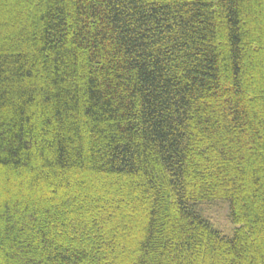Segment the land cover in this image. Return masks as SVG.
I'll list each match as a JSON object with an SVG mask.
<instances>
[{"label":"trees","instance_id":"trees-1","mask_svg":"<svg viewBox=\"0 0 264 264\" xmlns=\"http://www.w3.org/2000/svg\"><path fill=\"white\" fill-rule=\"evenodd\" d=\"M0 264H264V0H0Z\"/></svg>","mask_w":264,"mask_h":264},{"label":"rangeland","instance_id":"rangeland-1","mask_svg":"<svg viewBox=\"0 0 264 264\" xmlns=\"http://www.w3.org/2000/svg\"><path fill=\"white\" fill-rule=\"evenodd\" d=\"M198 209L224 234H233L235 226L229 218V203L227 201L216 200L203 203L198 206Z\"/></svg>","mask_w":264,"mask_h":264}]
</instances>
